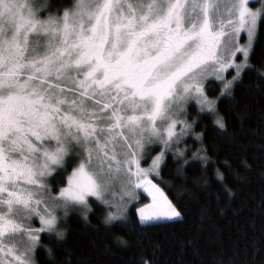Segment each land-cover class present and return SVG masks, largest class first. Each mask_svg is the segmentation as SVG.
Instances as JSON below:
<instances>
[{"label":"snow or ice","instance_id":"obj_1","mask_svg":"<svg viewBox=\"0 0 264 264\" xmlns=\"http://www.w3.org/2000/svg\"><path fill=\"white\" fill-rule=\"evenodd\" d=\"M261 40L264 0H0V264H100L69 211L134 231L132 264H209L254 174L239 157L264 162Z\"/></svg>","mask_w":264,"mask_h":264},{"label":"trees","instance_id":"obj_2","mask_svg":"<svg viewBox=\"0 0 264 264\" xmlns=\"http://www.w3.org/2000/svg\"><path fill=\"white\" fill-rule=\"evenodd\" d=\"M55 2H62V0H55ZM261 55H264V40L257 45V57ZM262 106L264 105L258 98L249 99L246 105L247 109L253 112L259 111ZM224 107H227V102ZM227 136L248 146L261 143L252 135L241 136V129L238 126L230 127ZM207 143L223 148L226 141L224 136L210 133ZM209 155H215V153H209ZM258 157L259 152L256 150L248 151L239 157V159L247 160L254 174L246 182H236L233 185L234 192L243 193L233 204L234 210L240 209L239 213L229 214L221 221L214 220L215 228L220 234L211 233L202 242L206 243L209 249L203 254L209 264H216L218 261H223L224 264H264V209L260 207L261 198L264 197V183L261 182L260 176V173L264 172V162ZM220 159L227 160L229 157L223 154ZM164 179L170 182L169 176L165 175ZM184 191L182 185H177L173 194L179 197ZM183 204L187 206L190 201L185 200ZM193 211L195 212V209ZM66 227L73 232L69 242H75L77 247L91 251V242L93 240L96 242L99 247L95 255L100 264H132L134 256L141 247L136 243L137 234L130 228H112L98 219H92L89 224L72 211L68 213ZM149 231L154 237L153 242L157 243L168 235L166 229ZM144 247L147 248L150 245H144ZM174 251L173 248L166 247L162 258H172ZM108 253L110 255H106Z\"/></svg>","mask_w":264,"mask_h":264},{"label":"rangeland","instance_id":"obj_3","mask_svg":"<svg viewBox=\"0 0 264 264\" xmlns=\"http://www.w3.org/2000/svg\"><path fill=\"white\" fill-rule=\"evenodd\" d=\"M241 42H243V41H241Z\"/></svg>","mask_w":264,"mask_h":264}]
</instances>
